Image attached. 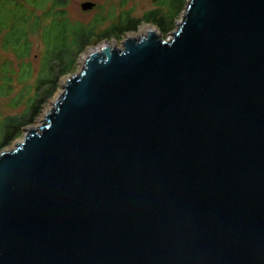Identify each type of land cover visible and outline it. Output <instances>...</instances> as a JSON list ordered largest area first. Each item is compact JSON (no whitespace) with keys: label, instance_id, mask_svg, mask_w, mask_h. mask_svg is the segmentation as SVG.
Here are the masks:
<instances>
[{"label":"water","instance_id":"1","mask_svg":"<svg viewBox=\"0 0 264 264\" xmlns=\"http://www.w3.org/2000/svg\"><path fill=\"white\" fill-rule=\"evenodd\" d=\"M122 42L0 151V264H264V0Z\"/></svg>","mask_w":264,"mask_h":264},{"label":"trees","instance_id":"2","mask_svg":"<svg viewBox=\"0 0 264 264\" xmlns=\"http://www.w3.org/2000/svg\"><path fill=\"white\" fill-rule=\"evenodd\" d=\"M178 0H171L172 7ZM186 1V0H185ZM71 0H0V49L11 52L19 62L18 70L4 62L0 69V98L9 99L16 107L23 103L17 113L0 115V151L22 134V126L30 124L41 112L42 105L52 97L61 76L75 64L78 54L93 36L109 38L112 35L134 30L140 22L153 21L165 28L171 19L163 7L168 0H160L162 7L151 9L136 18L131 9L113 12L108 16L95 15L84 23L70 18L68 5ZM179 8L176 11L178 12ZM106 19L113 21L104 29L98 28ZM38 35L42 43L40 67L32 83V93L21 87L12 97L14 76L19 83L28 81L32 75V65L26 61L32 51V37Z\"/></svg>","mask_w":264,"mask_h":264},{"label":"rangeland","instance_id":"3","mask_svg":"<svg viewBox=\"0 0 264 264\" xmlns=\"http://www.w3.org/2000/svg\"><path fill=\"white\" fill-rule=\"evenodd\" d=\"M85 1L94 2L95 5L90 9H83L81 7V3ZM187 2L188 0L186 1L178 0L175 3V8H173L171 4V0H168V3L164 5L162 10L163 12H167L168 10V12L173 16L170 20L167 19L168 22H166L165 28L159 27L158 24L153 21H148V22L142 21L136 26L134 30L126 31L122 33L121 35H112L108 39L105 37H101V36L91 37L89 39L88 44L78 54L74 66L66 74L60 77L59 82H58V87L54 95L45 101V103L42 105L41 112L39 113V115L36 116V118L34 119L32 123L22 126V133L24 132V129H26L29 126L39 127L41 125L45 112L53 108L55 99L63 91L62 85L66 77L70 76L72 73H75V72L78 73L81 71L82 66H83V56L85 55V53H87V51L90 48L99 47L100 45H103V43L107 42L111 46L117 47L118 49L121 50L124 47L123 42H122L123 39L128 35L130 36V34H135V32L138 33L139 30L147 24L153 25L157 29V32H158L157 34L159 35L160 38L170 39L172 37V33L175 31V29L178 27V24L182 20V16L185 12V7L187 5ZM160 6L162 7V4H160V0H71V2L68 5V12H69L68 14L72 20L81 21V22L86 23L90 21L91 19H93L95 15L97 14L102 15V16H108L110 13L113 12V15L117 16L121 11L126 10V9H131V15L133 17L139 18L143 14H145L147 11L151 9L159 8ZM178 8L179 10L176 14V11ZM112 21L113 19H106L104 24H102L98 28V31L100 29H104ZM31 40L33 42V47L31 51V55L26 61H29L32 65V70H33L32 75L33 76L24 83L17 82L14 76V79L12 81L13 92L10 94V97H12L16 92H18V90L21 87H23L24 92L27 91V92L32 93L33 91L31 85L40 67V55H41L43 46H42L40 37L38 35H34ZM7 61L10 62V64H8L7 66H9L10 68L14 70H18L19 62L13 56V54L11 52L9 53V52H6L0 49V69L2 67V64ZM23 106H24L23 103H21L20 105L16 107H12L10 105L9 99L0 98V115H4L7 113L13 114V113L20 112L23 109ZM21 140H22V134L19 137H17L15 140H13L10 144L6 145L4 148L14 147L15 142L21 141Z\"/></svg>","mask_w":264,"mask_h":264},{"label":"bare ground","instance_id":"4","mask_svg":"<svg viewBox=\"0 0 264 264\" xmlns=\"http://www.w3.org/2000/svg\"><path fill=\"white\" fill-rule=\"evenodd\" d=\"M148 30H152V31H154L155 33H158V32H157V29H156L154 26H152V25H145V26H143V27L139 30L138 33L130 34V36H131V37H135V38H137L136 36L139 37V36L145 35V34L147 33ZM103 45H108V43L105 42V43H103ZM109 45H110V44H109ZM101 46H102V45H100L99 47L90 48V49L87 51V53H85V55L83 56V63H84V60L86 59L88 53H89L91 50H93V49H99ZM64 82H65V81H64Z\"/></svg>","mask_w":264,"mask_h":264},{"label":"flooded vegetation","instance_id":"5","mask_svg":"<svg viewBox=\"0 0 264 264\" xmlns=\"http://www.w3.org/2000/svg\"><path fill=\"white\" fill-rule=\"evenodd\" d=\"M147 25H150V24H147ZM153 26V25H152ZM136 33V32H135Z\"/></svg>","mask_w":264,"mask_h":264}]
</instances>
